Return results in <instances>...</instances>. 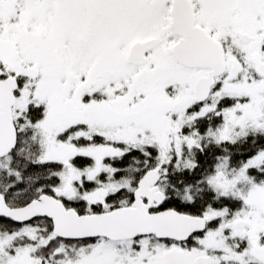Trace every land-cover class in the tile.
Wrapping results in <instances>:
<instances>
[{
  "label": "snow or ice",
  "instance_id": "snow-or-ice-1",
  "mask_svg": "<svg viewBox=\"0 0 264 264\" xmlns=\"http://www.w3.org/2000/svg\"><path fill=\"white\" fill-rule=\"evenodd\" d=\"M0 264H264V0H0Z\"/></svg>",
  "mask_w": 264,
  "mask_h": 264
}]
</instances>
